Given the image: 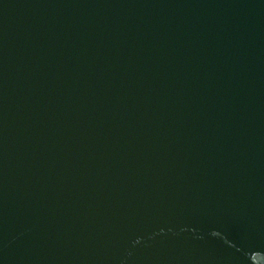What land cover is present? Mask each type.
I'll list each match as a JSON object with an SVG mask.
<instances>
[{"label":"water","instance_id":"obj_1","mask_svg":"<svg viewBox=\"0 0 264 264\" xmlns=\"http://www.w3.org/2000/svg\"><path fill=\"white\" fill-rule=\"evenodd\" d=\"M0 264H264V0H0Z\"/></svg>","mask_w":264,"mask_h":264}]
</instances>
